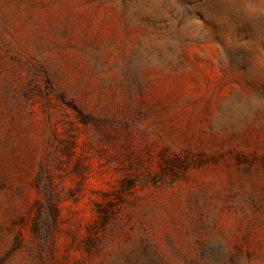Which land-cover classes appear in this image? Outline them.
Masks as SVG:
<instances>
[{"label":"rangeland","instance_id":"1","mask_svg":"<svg viewBox=\"0 0 264 264\" xmlns=\"http://www.w3.org/2000/svg\"><path fill=\"white\" fill-rule=\"evenodd\" d=\"M227 2L0 0V264H264V26Z\"/></svg>","mask_w":264,"mask_h":264},{"label":"clouds","instance_id":"2","mask_svg":"<svg viewBox=\"0 0 264 264\" xmlns=\"http://www.w3.org/2000/svg\"><path fill=\"white\" fill-rule=\"evenodd\" d=\"M221 4L234 15L249 22L260 33L261 26H264V0H228Z\"/></svg>","mask_w":264,"mask_h":264}]
</instances>
